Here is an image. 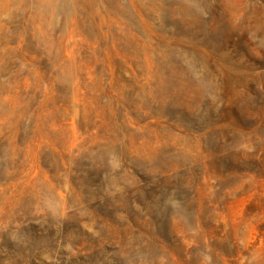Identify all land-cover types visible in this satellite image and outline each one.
Here are the masks:
<instances>
[{"label": "rangeland", "instance_id": "rangeland-1", "mask_svg": "<svg viewBox=\"0 0 264 264\" xmlns=\"http://www.w3.org/2000/svg\"><path fill=\"white\" fill-rule=\"evenodd\" d=\"M0 264H264V0H0Z\"/></svg>", "mask_w": 264, "mask_h": 264}]
</instances>
